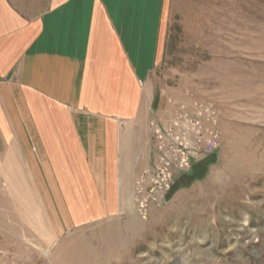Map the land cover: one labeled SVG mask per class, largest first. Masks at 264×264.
Wrapping results in <instances>:
<instances>
[{
    "label": "rangeland",
    "instance_id": "374dc122",
    "mask_svg": "<svg viewBox=\"0 0 264 264\" xmlns=\"http://www.w3.org/2000/svg\"><path fill=\"white\" fill-rule=\"evenodd\" d=\"M165 26L151 157L200 137L216 162L156 201L141 170L132 211L69 228L56 205L18 204L35 188L0 189V264H264V0H170Z\"/></svg>",
    "mask_w": 264,
    "mask_h": 264
},
{
    "label": "crops",
    "instance_id": "0c3cea01",
    "mask_svg": "<svg viewBox=\"0 0 264 264\" xmlns=\"http://www.w3.org/2000/svg\"><path fill=\"white\" fill-rule=\"evenodd\" d=\"M169 4L0 0V189H36L18 204L67 228L133 210Z\"/></svg>",
    "mask_w": 264,
    "mask_h": 264
},
{
    "label": "built area",
    "instance_id": "2783aa9c",
    "mask_svg": "<svg viewBox=\"0 0 264 264\" xmlns=\"http://www.w3.org/2000/svg\"><path fill=\"white\" fill-rule=\"evenodd\" d=\"M159 124L158 122V129L156 131L162 132L163 128ZM191 143L192 146L189 150H182L178 154L156 143L154 148L156 149V155L154 156L156 158L149 170L154 177V182L150 188V195L147 196V200L166 199V195L171 190L177 175L189 171L195 163L201 161L207 154L212 153L218 146L215 139H209L203 143L200 137H195Z\"/></svg>",
    "mask_w": 264,
    "mask_h": 264
},
{
    "label": "trees",
    "instance_id": "16d2710c",
    "mask_svg": "<svg viewBox=\"0 0 264 264\" xmlns=\"http://www.w3.org/2000/svg\"><path fill=\"white\" fill-rule=\"evenodd\" d=\"M215 162H216V159L214 158V156L209 154L203 160L195 163L190 169L189 173L185 174V176L190 177L192 181L199 180L204 177V173L202 172L205 171L207 167L214 164Z\"/></svg>",
    "mask_w": 264,
    "mask_h": 264
}]
</instances>
